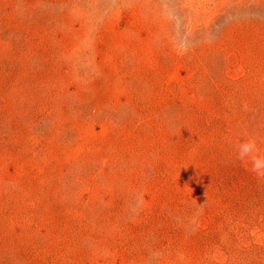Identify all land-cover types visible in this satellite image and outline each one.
<instances>
[{
    "label": "rangeland",
    "instance_id": "rangeland-1",
    "mask_svg": "<svg viewBox=\"0 0 264 264\" xmlns=\"http://www.w3.org/2000/svg\"><path fill=\"white\" fill-rule=\"evenodd\" d=\"M0 264H264V0H0Z\"/></svg>",
    "mask_w": 264,
    "mask_h": 264
}]
</instances>
